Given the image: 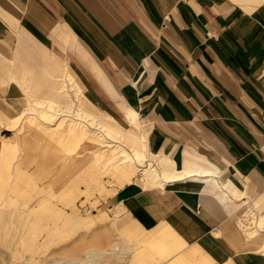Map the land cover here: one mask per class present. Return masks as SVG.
<instances>
[{
  "label": "crops",
  "instance_id": "1",
  "mask_svg": "<svg viewBox=\"0 0 264 264\" xmlns=\"http://www.w3.org/2000/svg\"><path fill=\"white\" fill-rule=\"evenodd\" d=\"M76 91L165 163L112 199L140 232L161 224L207 264H264V0H0V112ZM246 205L257 218L238 225Z\"/></svg>",
  "mask_w": 264,
  "mask_h": 264
},
{
  "label": "rangeland",
  "instance_id": "2",
  "mask_svg": "<svg viewBox=\"0 0 264 264\" xmlns=\"http://www.w3.org/2000/svg\"><path fill=\"white\" fill-rule=\"evenodd\" d=\"M76 93L72 98H61V110L49 123L35 112L21 117L19 109L10 115L0 112V143L5 137L14 139V145L0 155V204L4 213L0 221V264H207L166 231L159 234L161 224L147 233L140 232L121 205L112 202L115 191L136 177L144 186L160 183L156 174L165 175V163H158V169L155 164L160 159L154 164L140 148L144 140L133 137V133L125 134L129 128L86 102L83 92ZM76 98L83 110L94 112L96 120L109 117L103 125L116 127L120 137L76 115L74 104L68 108ZM69 119L80 120L91 130L85 133L78 128L76 134L68 135L64 125ZM76 143L80 145L74 149ZM133 152L141 163L118 159V153ZM96 156L112 167L107 165L99 173ZM146 163L151 171L142 174ZM21 202L30 208L17 209ZM253 208H240L238 225L244 217L253 215L255 220ZM256 208L261 211V204ZM123 245L127 248L122 249ZM172 253L182 254L184 260L171 258Z\"/></svg>",
  "mask_w": 264,
  "mask_h": 264
},
{
  "label": "bare ground",
  "instance_id": "3",
  "mask_svg": "<svg viewBox=\"0 0 264 264\" xmlns=\"http://www.w3.org/2000/svg\"><path fill=\"white\" fill-rule=\"evenodd\" d=\"M67 77H68V81L72 80L71 76L68 75ZM77 101L78 102L75 103L76 107L74 108L76 115H78L79 117L85 118V120H87L90 125L96 126L97 128H100V129H104L106 132H108V134H112V132L115 131V132H113V135H115V136L117 135L118 137H120V133L118 132L116 127H110L109 128V127H105L103 125V123L105 121L109 120L108 119L109 117L108 118L104 117V120H102V119L96 120L95 119L96 116H94V114L87 113L85 110H83L81 102L79 100H77ZM68 108H70V107H68ZM59 110H61L60 105L56 101H54L50 98L37 100V99L33 98L31 94H27V93L25 94L24 93V104L20 108V111H19L20 116L19 117H21L24 114L29 113V112H35L39 117L44 118V122L49 123L52 120H54V118L57 115V113L59 112ZM135 111L136 110H134L133 108H129L128 115L130 117L131 116L133 117V115H135ZM80 124H82L83 126H80ZM64 127H65L64 130L71 132V134L73 132H76L77 131L76 129H78V128L80 130H84L85 133H86V131L91 130L88 126H86V124L82 123L80 120H77V119L67 120L65 122ZM121 137H123V136L121 135ZM9 147H10V143L4 139L2 141V143L0 144V155H2L5 152V150ZM137 147H140V146H137ZM142 147H143V149L145 148L144 142L140 148H142ZM118 155H119L118 159H122L123 157H126L127 159H129L130 163H141V160H139V156L135 155V152H133L132 154H127V155H123V153H118ZM115 159H116V157H115ZM95 164H97V165L101 164V156H96ZM99 169H100V167H99ZM149 169H150V165H148L146 163V165H144L142 167L141 173L143 174V173H146L147 171H151V169L150 170ZM99 173H101V172L99 171ZM178 175H180V174H176L175 176H178ZM164 176L166 177V175H164V174L157 173L156 179L161 181L164 178ZM16 208L17 209L22 208L23 210H27L30 208V206L27 205L26 202H21V203H19L18 206H16ZM1 210H2V206L0 204V221L4 217V213ZM126 248H127V246L123 245L122 249H126ZM89 257H91V254L89 255Z\"/></svg>",
  "mask_w": 264,
  "mask_h": 264
}]
</instances>
